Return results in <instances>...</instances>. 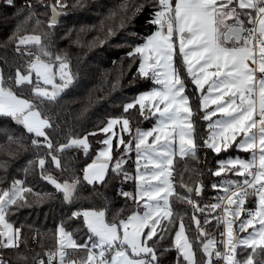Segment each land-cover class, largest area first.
<instances>
[{"label":"snow or ice","instance_id":"1","mask_svg":"<svg viewBox=\"0 0 264 264\" xmlns=\"http://www.w3.org/2000/svg\"><path fill=\"white\" fill-rule=\"evenodd\" d=\"M85 5L86 0H36L35 4L25 0L21 7L16 0H0V9L11 7L19 17L4 45L13 44L14 60H19L10 62L0 56V131L8 123L22 127L36 150L30 168L38 167L41 179L69 206L82 203L83 182L92 185L95 193L94 186L106 184L111 172L113 179L134 183V193L120 189L119 195L137 207L123 216L117 210L111 219L106 206L71 210L56 229L55 250L34 252L32 260L35 264H162L164 255L174 251V264H264V0H138L125 6L129 15L145 7L154 9L149 23L156 29L127 54L139 57L138 76L154 87L123 105L124 113L138 106L140 116L154 119V124L148 130H133L127 117L109 118L99 128L105 134L99 141L104 147L81 169V180L65 154L80 149L87 156L88 136L98 133L70 135L66 142L52 138L51 133L59 129L52 118L54 108L78 77L67 56L54 54L51 43H45L49 34L36 33L43 23L36 8H44V14L50 11L47 26L54 29L66 10ZM177 55L186 76L176 64ZM188 81L199 93L201 119L208 122V135L199 144L197 112L186 94ZM117 125L119 131H114ZM233 146L249 157L228 156L208 171L216 177L230 173L242 179L213 183L212 189L222 195L214 198L215 203L201 205L192 196L202 195L203 182L197 181L195 188L186 184L175 168L177 158L199 161L201 149L219 156ZM114 147L121 153L116 158ZM24 148L23 135L9 134L0 143L6 156L14 157ZM132 153L135 168L130 174L124 165ZM49 163L61 174L68 173V178L60 180L49 173ZM7 167L8 160L0 158V172L6 173ZM29 170L24 169L26 175ZM7 179L0 175V185H6ZM177 185L184 194L177 191ZM32 193L21 179L0 187V264H13L7 250H14L17 262L26 264L29 259L21 251V245L26 246L22 229L10 217L29 206ZM173 198L191 206L188 223V214L172 207ZM249 203L254 207H246ZM72 222L79 223L68 230L65 224ZM193 224L194 235H190ZM221 226L222 231L213 234L211 228ZM78 232L83 237L74 238ZM169 237L171 243L165 245Z\"/></svg>","mask_w":264,"mask_h":264},{"label":"trees","instance_id":"2","mask_svg":"<svg viewBox=\"0 0 264 264\" xmlns=\"http://www.w3.org/2000/svg\"><path fill=\"white\" fill-rule=\"evenodd\" d=\"M45 2L47 3L48 0ZM69 2L71 3L72 0ZM137 2L138 0H86L84 7L66 10V15L60 18L54 29H49L47 26L51 15L50 11L44 14L46 12L44 8L39 6L36 8L37 12L40 13L38 18L43 21L36 29V33L49 34L45 36V43H51L50 50L54 54L67 56L72 71L78 77L75 85L62 95L59 104L54 108L55 114L52 118L59 124V129L51 133L52 138L54 142L57 139L66 142L70 135L83 137L93 131L98 133L95 136H88L90 149L87 156L80 149H72L65 154V159L70 160L75 166V174L81 180L83 177L81 169L86 163H91L104 146L99 141L105 138V134L99 132V128L103 127L109 118L127 117L133 130L137 127L148 129L154 123V119L151 123V119L145 120L140 116L138 106L136 109L129 110L128 113L123 111L124 104L132 102L134 98L143 91L150 89L152 85L151 81L138 76L139 57L133 59L127 55L134 46L142 44L145 38L156 29L155 25L149 23L154 12L153 8L145 7L143 11L131 15L124 11L125 6ZM139 2H143V0H139ZM32 3L35 4L36 0H32ZM16 4L23 7L25 0H16ZM18 19L19 17L14 15V10L11 7L4 6L0 9V56H7L10 62H16L19 58L14 60L16 54L13 51V44H8L7 47L4 45L11 37ZM31 28L32 25H28L29 31ZM109 29L113 30L112 34H109ZM176 63L181 74H186L179 55L176 57ZM186 94L190 97V103L197 112L194 119L196 121L197 143L199 144L204 138L201 130L204 128L205 132L207 122L200 120L203 113L200 112L197 103L199 93L195 91L190 81H188ZM4 127L6 130L0 131V143L5 142L9 134L13 136L23 135L25 148L14 157L6 156L3 150H0V158L8 160L7 172H0V175H6L8 179L6 185H0V187L10 186L13 179H21L33 190V193L28 195L29 206L20 208L10 217L11 222L22 229V237L26 241V246L22 244L21 251L29 257L26 264H35L32 260L34 252L43 254L45 250H55L56 237L54 234L61 221L67 219L71 210L78 207L103 208L106 206L109 210L108 218L111 219L117 210H122L120 215L123 216L137 207L132 200H126L119 195L120 189L134 193V183L131 180L122 182L119 178L113 179L111 172L106 177V184L98 183L94 186L95 193H93L92 185L83 182L80 185L82 203L69 206L52 185L41 179L38 167L30 168L29 161L36 159L34 155L36 150L30 146L28 134L24 132L21 126L13 123H8ZM128 138L129 136L126 135L125 139ZM114 141L115 146L116 140ZM12 147L14 149L15 145ZM120 154L116 152L114 147V158ZM240 154L242 152L230 150L222 151L217 156L211 150L201 149L199 161L191 159L185 161L177 158L175 168L177 173L183 174V179L189 186L195 188L197 181L203 182V193L199 197L193 193L192 198L194 200L201 205L212 204L216 202L214 198L217 195H222V192L213 190L211 185L223 178L234 179L235 176L228 173L226 176L216 177L211 175L208 169H216L218 160ZM40 155H44L43 150L40 151ZM126 159L127 163L124 167L130 174H133L135 153ZM25 168L30 169L27 175L24 172ZM46 168L57 179L68 178V173L61 174L50 163L46 164ZM177 191L184 194L183 189L179 188L178 185ZM37 194L43 199L38 198ZM84 197H87L86 201L83 200ZM172 207L181 213L186 212L188 215L185 217V222H189L192 215L191 206L173 198ZM246 207H254V204H246ZM75 223L79 222L66 223L65 227L71 230ZM212 223L215 224V221ZM192 228L193 232L190 235H194V224ZM211 230L213 234L218 235L221 227L219 229L213 227ZM80 237H83L82 232L74 233V238ZM80 242L83 240L81 239ZM163 243L165 245L170 244L171 237ZM6 255L12 259L13 264H25L23 261H16L14 250H7ZM176 255L174 251L166 253L162 259V264H174Z\"/></svg>","mask_w":264,"mask_h":264},{"label":"rangeland","instance_id":"3","mask_svg":"<svg viewBox=\"0 0 264 264\" xmlns=\"http://www.w3.org/2000/svg\"><path fill=\"white\" fill-rule=\"evenodd\" d=\"M145 42V41H144ZM143 42V43H144ZM142 43V44H143ZM141 45V44H140ZM177 53H178V48H177ZM177 57V56H176ZM175 60H176V58H175ZM182 61V60H181ZM177 64V63H176ZM180 64V63H179ZM182 76H186V74H184V75H182ZM154 87V85L152 84L151 85V87H150V89H148V90H146V91H143L142 93H144V92H147V91H149V90H151L152 88ZM142 93H140V94H142ZM197 98H198V96H197ZM196 98V99H197ZM197 103L199 104V100L197 99ZM191 106H192V103H191ZM209 110H211V109H209ZM202 116V115H201ZM215 119V118H214ZM201 121H202V119H200ZM152 121H153V119H151V123H152ZM208 123V122H207ZM154 124V123H153ZM153 124H152V126L151 127H153ZM150 127V128H151ZM119 128H120V125H117L116 126V128L114 129V131H119ZM150 128H148V129H150ZM148 129H144V130H148ZM205 133H206V136L208 135V132H206V130H205V132H204V128L201 130V134H202V136L203 137H205ZM122 135H124V138H126V135H128V134H122ZM114 140H115V138H114ZM114 142L115 141H113V144H114ZM104 147V146H103ZM232 151V150H235V146H233V148H230L228 151ZM236 156H240L241 158H248L249 157V154L248 153H243L242 152V154H240V155H233L232 157H236ZM241 178V177H240ZM242 179V178H241ZM233 180H239V177H235ZM242 218H243V216H242ZM222 228H223V226H221V231H222ZM241 236H245V235H247V233H241L240 234Z\"/></svg>","mask_w":264,"mask_h":264},{"label":"water","instance_id":"4","mask_svg":"<svg viewBox=\"0 0 264 264\" xmlns=\"http://www.w3.org/2000/svg\"><path fill=\"white\" fill-rule=\"evenodd\" d=\"M64 15H66V14H64ZM64 15H62V16H64ZM62 16H61V17H62ZM61 17H60V18H61ZM60 18H59V20H60Z\"/></svg>","mask_w":264,"mask_h":264},{"label":"crops","instance_id":"5","mask_svg":"<svg viewBox=\"0 0 264 264\" xmlns=\"http://www.w3.org/2000/svg\"><path fill=\"white\" fill-rule=\"evenodd\" d=\"M114 141V140H113ZM103 148V147H102ZM100 151V150H99ZM99 153V152H98Z\"/></svg>","mask_w":264,"mask_h":264}]
</instances>
